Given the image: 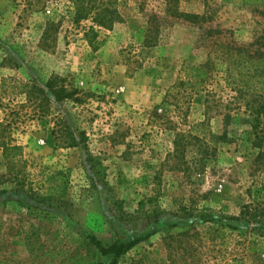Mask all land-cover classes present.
<instances>
[{"label":"rangeland","instance_id":"rangeland-1","mask_svg":"<svg viewBox=\"0 0 264 264\" xmlns=\"http://www.w3.org/2000/svg\"><path fill=\"white\" fill-rule=\"evenodd\" d=\"M89 1L0 0V259L157 226L117 264H264V0Z\"/></svg>","mask_w":264,"mask_h":264},{"label":"trees","instance_id":"trees-1","mask_svg":"<svg viewBox=\"0 0 264 264\" xmlns=\"http://www.w3.org/2000/svg\"><path fill=\"white\" fill-rule=\"evenodd\" d=\"M81 1L85 2V0ZM89 16L90 13L83 11L79 14L80 18ZM114 17L113 13L105 10L103 13L97 14L93 19L98 25L108 27L114 21ZM193 18L200 20L203 17L193 15L189 19ZM260 45L261 47L254 51L250 47L236 48V53L232 54L231 57L236 56L237 58L233 63L234 71L237 72L234 80L243 81L246 89H252L256 83L264 84V41L260 42ZM206 102L207 114L210 110L209 98ZM3 149L6 158L14 157L21 151V147L16 145H4ZM243 211L247 217L253 220L264 216V207L259 205L255 207L247 206ZM157 229V226H153V229H149L146 232H136L128 237H118L108 244L94 234H87L85 236L87 241L85 242L86 249L76 250L63 246L62 240L58 239V231L54 242L50 244V247L43 250L40 255H37L36 259H40L42 264H117L119 259L133 247L157 233ZM0 264H9V260L6 258L0 259Z\"/></svg>","mask_w":264,"mask_h":264}]
</instances>
